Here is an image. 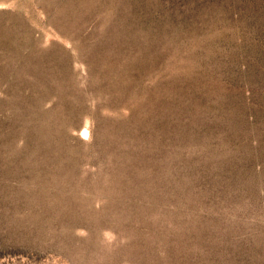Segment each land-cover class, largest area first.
Listing matches in <instances>:
<instances>
[{"label": "rangeland", "instance_id": "1", "mask_svg": "<svg viewBox=\"0 0 264 264\" xmlns=\"http://www.w3.org/2000/svg\"><path fill=\"white\" fill-rule=\"evenodd\" d=\"M0 264H264V0H0Z\"/></svg>", "mask_w": 264, "mask_h": 264}]
</instances>
